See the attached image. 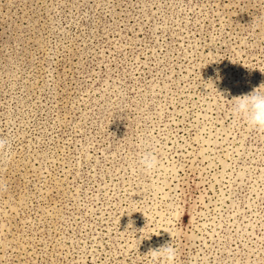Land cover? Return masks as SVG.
I'll return each mask as SVG.
<instances>
[{"label": "rangeland", "instance_id": "rangeland-1", "mask_svg": "<svg viewBox=\"0 0 264 264\" xmlns=\"http://www.w3.org/2000/svg\"><path fill=\"white\" fill-rule=\"evenodd\" d=\"M0 264H264V0H0Z\"/></svg>", "mask_w": 264, "mask_h": 264}]
</instances>
